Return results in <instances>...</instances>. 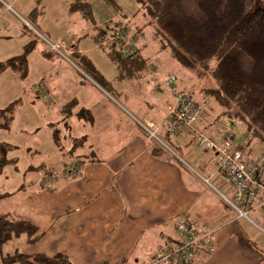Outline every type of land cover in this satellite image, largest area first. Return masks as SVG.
Returning a JSON list of instances; mask_svg holds the SVG:
<instances>
[{
  "label": "crops",
  "instance_id": "crops-1",
  "mask_svg": "<svg viewBox=\"0 0 264 264\" xmlns=\"http://www.w3.org/2000/svg\"><path fill=\"white\" fill-rule=\"evenodd\" d=\"M4 2L6 7L0 3V10L5 14L12 13L17 22L0 24V39H10L16 29L15 35L19 37L18 43L21 44L22 53L24 46L33 40L24 32L27 31L25 28H28L24 21L29 23V19H33V22L42 27L45 16L42 12L39 16L32 14L36 6L34 0L24 3L18 0ZM71 3H67V6L62 4L64 15L66 11L69 14L76 12L70 11ZM2 19L3 17L0 18ZM95 34L96 31L93 36ZM49 37L44 38L52 42ZM55 42L63 43L60 39ZM37 44L34 43L35 46L28 56L27 75L31 70L30 59L38 60L44 66L45 74L49 75V80L46 81L49 98L47 107L54 114L43 124L50 127V130V123L56 124L62 143H66V151L72 138L78 133L74 132V126L79 127L75 123L84 122L82 127L86 130L83 134L86 136V143L75 152L82 157L67 158L57 150V157L63 165L66 163L72 166L76 162L79 163V174L58 176L54 179L52 190L40 188L39 180L32 179L25 184L27 190H21L20 184L11 191H8L5 185H0V191L9 192L0 202V212H9L16 218L26 219L36 227L38 233H42L35 243H28L25 237L22 246L17 247L13 253L19 251L27 255L42 254L47 257L62 254L68 257L72 264H149L156 248L175 237L176 218L187 216L215 230L213 251L199 249L192 264H264V238L261 237H264L261 234L264 229L259 225L240 221L234 212L229 211L230 207L223 204L222 194L231 197V190L227 191L229 195L220 193L205 181L207 179L209 182V178L216 179L213 175V153L197 150L194 142H190V137L173 138L172 142L184 156L192 160L200 172L198 180L189 170L185 171L168 157L154 156L150 152V143L136 125L135 119L133 121L132 112L128 111V108L133 109L139 118L156 123L159 131L165 136L164 123L171 100L166 92H152L157 88L153 84L154 79H161L168 73H176L180 88L191 86L196 100L207 101L202 119L195 124V129L209 136H232L230 129L224 126L226 121L232 119L221 114V108L212 104V98L205 99L201 95L197 80H192L190 74L185 76L178 65L161 55L162 70L158 74L146 73L145 80H123L119 83L121 99L130 106L126 107L128 112L117 110L102 101L103 96L99 94L98 88L86 84L88 82H83L78 75L76 78L73 70L69 73L68 69H72L70 66L49 54L43 44ZM138 46L143 54L148 55L143 41H139ZM66 47L85 55L78 45ZM35 52L37 56H33ZM69 52L68 50L66 53ZM12 54L8 53L6 56L9 58ZM148 56L155 57V52ZM11 72L19 77L17 72ZM62 78L67 80V84L63 85V93L58 88ZM72 85H75L77 90ZM146 93L149 97H146ZM72 99L77 102L75 108H86L90 113V106L94 108L96 114L90 122L80 121L73 111L67 117L68 122L64 121L61 107ZM49 140L53 142L51 133ZM12 144L17 147L12 153H20V146ZM259 146L257 143L255 147ZM25 148L35 160L33 164L28 163V168L38 166L40 159L45 161L39 149H31L29 146ZM89 152L92 153L88 154ZM14 156L17 157V167H12L16 175L24 177L27 172L35 171L29 168L22 175L19 168L20 155ZM215 181H218L222 188H227L219 180ZM8 203L11 205V211L7 210ZM261 212L263 219L260 214L256 215V218L264 221V211ZM254 226L261 232L255 233ZM256 251L261 255L256 254Z\"/></svg>",
  "mask_w": 264,
  "mask_h": 264
},
{
  "label": "trees",
  "instance_id": "trees-1",
  "mask_svg": "<svg viewBox=\"0 0 264 264\" xmlns=\"http://www.w3.org/2000/svg\"><path fill=\"white\" fill-rule=\"evenodd\" d=\"M108 1L115 5L114 0ZM135 2L138 11L131 20V28H128V25L121 20L94 25L96 34L93 36V40L104 52H107V56L115 64L118 70L117 78L145 80L146 73L155 75L162 70L160 56L168 57L182 69L185 76L188 77L189 73L193 74L191 79L197 80L201 95L205 99L212 98L221 108L222 115L245 123L249 137L248 142L255 141L264 146V0H135ZM70 11L81 12L85 19L94 23L93 11L86 0H74L70 4ZM32 14L34 13L32 12ZM116 28L124 29L130 40L126 54L123 53L126 47L125 43H119L113 39ZM139 41H143L146 45L147 54L155 52V57L143 54L138 46ZM35 42L34 39L26 44L21 54L1 60L0 73L10 70L25 78L28 74V55L33 50ZM51 43L63 44L60 42ZM46 48L47 52L54 56V51L48 45ZM65 48L68 49V47ZM68 50L70 51L69 59L75 61L93 79L96 78L97 82L102 85H100L101 87L106 86L105 88H107L108 83L95 68H92L85 59L86 57L74 49ZM68 50L64 49V52ZM171 74L176 76V80L169 83L167 79ZM154 80L153 85L157 88L152 92H166L171 100L164 123L165 136L164 138L158 137L159 140L150 138L148 132L137 122L138 119H135V123L150 143V152L154 156H166L188 171V168L178 157L176 149L179 150V147L172 140L178 137L182 139L190 137V142L193 141L197 147L196 139L203 133L195 129V124L202 119L207 101H198L189 90L180 88L176 73H168L163 78ZM172 87L178 91H186L199 105L205 102L199 119L174 134L168 133L166 125L171 108L175 103L171 93ZM31 90L40 98H48L45 85L41 90H37L36 86H33ZM76 105V100L72 99L61 107L64 121L68 122L67 117L73 111L80 120L90 122L92 120L90 111L86 108L74 111ZM13 109L14 105L11 103L5 109L0 110L2 114H8L5 121L0 123V130L9 127L13 118L11 116ZM142 120L149 119L139 121ZM154 124L158 134L159 127L156 123ZM55 125V123H50L56 149L67 158L68 156L82 157L75 152L85 146L86 136L73 137L68 150L64 151L59 129ZM67 136L69 137V135ZM226 136L228 134L220 137L210 136V138L219 143L220 139ZM245 144L248 145L247 142ZM170 146L176 148L175 151ZM16 148L14 144L0 140V177L5 174L6 167L10 165L17 167V157L11 155ZM207 152L213 153L212 151ZM77 164L79 163L76 162L69 166L65 163L61 175L78 176ZM29 168L38 170L39 166H30ZM44 173L46 179L44 178L45 182L40 184V188L52 190L51 187L54 179L58 177V172L55 169H49ZM215 178L231 190V187L221 181L217 175ZM8 194L7 191H0V202ZM222 202L225 206L230 207L223 199ZM20 235H25L28 243H35L40 239L42 233H38L30 221L16 218L9 212H0V253H2L4 243ZM211 247L213 248L212 244ZM3 259L6 264H72L68 257L62 254L47 257L42 254L27 255L15 251L13 254L4 256Z\"/></svg>",
  "mask_w": 264,
  "mask_h": 264
},
{
  "label": "rangeland",
  "instance_id": "rangeland-1",
  "mask_svg": "<svg viewBox=\"0 0 264 264\" xmlns=\"http://www.w3.org/2000/svg\"><path fill=\"white\" fill-rule=\"evenodd\" d=\"M4 1L5 0H0V3L4 7H6V3ZM18 1L20 3H24L27 0H18ZM73 1L74 0H34L36 6L35 9L32 10V12L36 16H39V13L42 12L45 18L42 21V27L41 26L39 27V25L36 22H33V19H29V25L45 38L50 36L49 38L50 40H52V42H55V40L60 39L63 42V44L59 45L57 50L54 51L53 53L54 57L59 58V61L67 65L68 67L70 66L72 69L69 68L68 72L70 73L73 70L76 78L79 76L83 82H88L86 84L98 88L99 94L103 96L102 101L112 105L113 108L116 107L117 110L127 111L126 107L128 108L130 105L127 102H123V100L121 99L122 96L120 94L121 91L118 88L119 83L122 82L123 80L117 78L118 70L115 67V64L107 56L106 54L107 52H104L94 42L92 36L95 31L94 25H102L104 23H108L112 21L114 22L116 20H121L125 22L128 25V28H131V20L133 19V16L137 14L138 11L137 4L135 0H114L115 5L110 3L108 0H86L93 11L92 13L94 17V23H92L90 20H87L84 17H82L80 12L76 11L74 13L69 14L68 11H66L65 15L64 12L62 13V10H64V7L62 8V4L67 6L68 5L67 3ZM1 17H3V19L0 20V24H15L17 22L15 17L12 15V13L5 14L2 13V11L0 10V18ZM68 21L71 22L69 23ZM25 29L27 31L24 32L25 33L27 32V34L30 35L31 39L33 40L35 39L36 43H38L37 46L38 45L41 46L43 44L42 46L44 48L46 47V45H48L30 27ZM15 33H16V29L13 30V34L12 37H10V39L7 40L0 39V59L2 60L7 59L8 57L6 56V54L8 53H13L12 55L21 53L20 52L21 44L18 43L19 37L16 36ZM70 45H78V48L81 49L82 52L85 54L83 56L86 57L85 59L87 60V62H89L92 68H95L98 74L104 78L106 83H108L107 88H105L106 86L104 88L101 87L102 85L97 82L96 78L93 79V77L88 73H86V71L82 67L78 66L75 61H73L72 59L70 60L68 59V57L70 58V54L64 52V49L66 50L65 47L66 46L70 47ZM36 54L37 53L35 52L33 56H37ZM30 61H31L30 62L31 70L29 72V75H27L25 78H22L18 73V76L20 77L19 79V77H16L17 75L12 73L10 70H6L0 73V110L5 109L11 103H13L14 105L13 114H11V116H13L12 118L13 123L11 121L7 129L0 130V139L7 140L10 143H15L20 146L21 152L20 153L15 152L13 154L11 153V155L12 156H14L15 154L20 155L21 161L19 163V168H21L22 175L25 174V170H28L27 167L28 163L33 164V162H35V160L32 159V155L28 154V152L25 151L26 146H29L31 149L33 148L39 149L43 157H45V161L40 159L38 162V166H39L38 170L32 172L29 171L24 177L20 175H16L12 165L6 167L5 174H3L0 177V185H5L8 191H11V189H15L16 185L18 184L21 185V190H27L25 184H27V181H30V179L39 180L38 182L40 183H38V185H40L42 182H45L46 179L45 178L46 175L44 172H46L49 169H55L58 172V176H60L63 173V169H64L62 161H60L59 158L57 157L59 153L55 148L54 141L51 142L49 140V135L51 133V137H52L53 130L52 129L50 130V127L43 124L47 119L50 118L51 114L52 115L54 114V112L51 109H48L47 107V105L49 104V98H44V99L40 98L38 94H36L31 90L33 86H37L39 83H42L43 85L46 86L47 85L46 81L49 80V75L45 74V72L43 71L44 66L38 60L30 59ZM58 73H62V72H58ZM190 77H193L192 73L190 74ZM136 80H139V78H137ZM136 80L127 79L125 80V82L136 81ZM65 84H67V80L65 78H62L61 85L58 86V88H60L62 93L65 91V89L63 88V85L65 86ZM49 86L50 85H48V87ZM72 87L75 90H77V87L75 85H72ZM186 89L194 94V90L192 89L191 86H187ZM51 91L52 88L50 92ZM146 97H149V94L146 93ZM212 104L214 106L217 105L214 101L212 102ZM75 109L78 110L80 108H75ZM128 109H129L128 111H131L133 114V115L131 114L133 117V121L134 119L141 120V118H139L137 114L134 113L135 111L133 109L130 108ZM90 110L92 113L91 116L94 117L96 111L92 106H90ZM7 116L8 114L6 113L2 114L0 112V123L4 122ZM83 123H75L79 126V127L74 126V132L76 133L78 132L76 134V137H81L86 132V130H83L82 127ZM224 126L230 129V133L234 138L235 144L244 145L245 142H247L248 146L254 149L257 148L255 147L257 144L255 141L248 142L249 140L248 131L244 122L238 120L226 121V124H224ZM157 135L158 137H162V138L164 137L160 131ZM63 145L66 148L65 142L63 143ZM170 147L175 151L176 148H173L172 146ZM196 149L201 152H207L199 149L198 147H196ZM176 151L178 156L184 160L183 163L188 168L190 173L193 176H195L196 179L199 180L198 175L200 172L194 166L192 160H189V158L184 156L180 150L176 149ZM41 166L43 167L40 168ZM215 180L216 179L214 178H209V182L206 183L209 186L215 188L216 191H220V193L223 192L228 194L227 192L228 190L230 192L229 187L226 186L227 188H222L221 185L217 183L218 181ZM10 206L11 205L9 203L6 204L7 210H10ZM0 211H2L1 207H0ZM229 211L235 213V211L231 208L229 209ZM261 211L264 210L259 209L256 213L250 212L249 217L251 221H257L258 219L256 218V215L259 214L262 216L263 219V214ZM239 219L240 221L245 222L246 224L249 223L252 224V222L247 218L239 217ZM258 221L259 223L257 224L259 225V227L264 229V221L261 220ZM253 231L255 233L261 232L258 229V227L255 226ZM261 234L264 235V231H262ZM25 237H26L25 235H20L18 237H13L10 241L4 243L2 253H0V264H6L4 262L3 257L7 256L9 253L10 254L13 253V251L17 247L18 248L21 247ZM261 237L264 238L263 236ZM256 254L261 255L258 251H256ZM12 264H19V263H12Z\"/></svg>",
  "mask_w": 264,
  "mask_h": 264
},
{
  "label": "built area",
  "instance_id": "built-area-1",
  "mask_svg": "<svg viewBox=\"0 0 264 264\" xmlns=\"http://www.w3.org/2000/svg\"><path fill=\"white\" fill-rule=\"evenodd\" d=\"M24 23L34 30L27 21ZM34 31L51 50H57L59 45L48 42L44 36ZM113 35L115 41L125 43L123 53L126 54L130 46L126 31L116 28ZM175 80L176 76L171 74L167 82ZM42 87L43 84L39 83L36 89L41 90ZM171 93L175 103L171 108L166 125L168 133L174 134L199 119L205 102L199 105L189 93L178 91L175 87L171 88ZM137 122L148 132L150 138L159 140L157 127L152 121L137 120ZM220 140L217 143L210 136L201 134L196 139V146L203 151L213 152V174L229 185L232 191L231 197L222 194L223 200L235 211L237 217H244L251 221L250 212L264 210V146L260 145L254 149L246 144L236 145L230 135ZM205 181L208 183L207 179ZM251 222L258 225L255 221ZM174 228L175 237L156 248L150 258V264H192L199 249L213 251L211 244L215 230L207 224L187 216H180L174 222Z\"/></svg>",
  "mask_w": 264,
  "mask_h": 264
}]
</instances>
